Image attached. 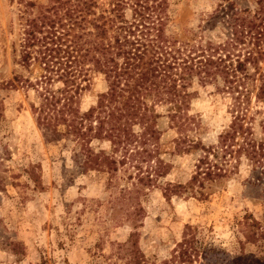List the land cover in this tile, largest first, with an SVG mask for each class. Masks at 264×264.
Returning <instances> with one entry per match:
<instances>
[{"label": "rangeland", "instance_id": "rangeland-1", "mask_svg": "<svg viewBox=\"0 0 264 264\" xmlns=\"http://www.w3.org/2000/svg\"><path fill=\"white\" fill-rule=\"evenodd\" d=\"M53 1L0 0V183L5 186L0 191V264H125L117 245L134 232L144 264H264V172L244 154L239 162L237 155L226 157L225 177L165 195L168 184L187 186L202 171L198 165L205 154L193 148L195 143L218 146L230 136L237 115H244L242 124L252 137L264 138V101L257 100L264 86V0L120 2L124 20L139 26L140 38L159 37L162 59L175 63L173 72L197 96L180 112L166 103L152 105L154 117L145 128L135 127L149 141L129 152L134 150L133 156L119 166L114 181L107 172L75 175L72 148L37 126V92L25 81L40 80L45 68L38 59L23 60L24 42L29 21ZM115 1L98 0L97 12L108 15ZM63 16V10L54 16L61 21L56 30L62 42L72 38L65 36L69 28ZM246 58L251 62L239 72ZM224 70L227 79L219 73ZM107 88L104 76L94 75L90 90L80 97L82 109L96 105ZM101 146L113 155L110 143ZM158 159L167 165L164 177L155 174ZM141 173L155 176L151 186L138 183ZM133 184L143 190L138 228L128 218L137 203L119 201L121 190H134ZM245 216L261 225L253 243L249 228L239 225ZM186 226L195 229L186 234L195 237L200 251L192 262L179 258ZM11 243L21 245L19 254Z\"/></svg>", "mask_w": 264, "mask_h": 264}, {"label": "trees", "instance_id": "trees-1", "mask_svg": "<svg viewBox=\"0 0 264 264\" xmlns=\"http://www.w3.org/2000/svg\"><path fill=\"white\" fill-rule=\"evenodd\" d=\"M120 2L122 0H116L107 15L104 13L106 11L97 12L98 0H54L51 7L41 10L39 17L29 21V37L24 42L23 51L25 62L38 59L45 68L40 80L35 83L25 81L37 92L38 104L33 113L39 129L45 135H55L57 141L72 148L75 152V175L90 171L107 172L113 181L119 166L127 164L134 150L138 149V152L148 143L147 133L138 134L135 127L139 125L145 128L147 121L154 117L152 105L166 103L171 105V111L180 112L197 96L196 92H188L185 79L173 72L175 63L162 59L159 37L158 40L140 38L136 32L139 26L134 23L129 25L124 20L119 13ZM62 10L65 17L62 20H68L69 28L65 36H72L64 42L57 36L56 30L61 21L57 22L54 18ZM45 27L47 34L40 37ZM70 31L76 33L71 35ZM36 46H39L37 51L27 50ZM247 62H251V59L246 58L239 63V72L245 70ZM190 69L193 70L194 66ZM219 73L224 74L226 79L230 76L225 70ZM96 74L104 76L108 88L97 95L96 105L83 110L80 97L90 90ZM55 83L62 85L55 87ZM257 100L264 101V86L260 88ZM243 120L244 115L236 116L230 136L221 139L218 146L206 147L202 141H197L193 148L203 150L205 154L198 165L199 170L203 168L202 171L198 170L187 186L168 184L165 195L170 197L189 187L194 189L197 183L204 186L208 180L225 177L228 155H237L239 162L244 154L254 167L262 168L264 172V138L257 140L252 137L251 129L244 128ZM106 142L110 143L113 155L102 148V143ZM120 151L122 155L118 159L116 155ZM210 155L213 160H210ZM156 163L155 174L159 177L167 175L163 171L167 165L159 159ZM142 174L137 175L138 183L151 186L155 176ZM4 190L5 186L0 183V191ZM142 191L140 188L123 189L119 198L124 204L126 200L137 203L135 212L128 215L135 228L139 226L136 223L143 210L138 201ZM244 218V223L240 222L239 225L249 228L248 239L253 243L261 225L250 216ZM186 229L184 239L178 245L179 258L192 262L197 260L200 251L195 237H187L188 232L195 229L192 226H186ZM10 246L16 254L21 252L19 243H11ZM117 256L127 258L125 264L145 263L138 249L137 233L134 232L128 241L117 245Z\"/></svg>", "mask_w": 264, "mask_h": 264}]
</instances>
